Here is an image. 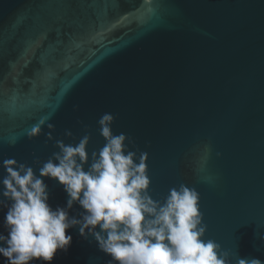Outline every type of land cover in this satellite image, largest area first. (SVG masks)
<instances>
[{
  "label": "water",
  "instance_id": "obj_1",
  "mask_svg": "<svg viewBox=\"0 0 264 264\" xmlns=\"http://www.w3.org/2000/svg\"><path fill=\"white\" fill-rule=\"evenodd\" d=\"M104 113L147 152L153 199L194 188L204 238L230 264L264 261V0H0V162L38 175L57 140L84 135L98 151ZM43 179L64 207L63 186ZM66 235L51 264H108L91 236Z\"/></svg>",
  "mask_w": 264,
  "mask_h": 264
},
{
  "label": "clouds",
  "instance_id": "obj_2",
  "mask_svg": "<svg viewBox=\"0 0 264 264\" xmlns=\"http://www.w3.org/2000/svg\"><path fill=\"white\" fill-rule=\"evenodd\" d=\"M114 116L98 120L103 146L90 154V137L75 144L56 141L58 151L39 168L9 158L0 162V209H6L0 233L4 264H51L57 251L67 252L72 237L66 230L93 238L108 264H230L228 254L212 239L200 211L199 193L187 185L170 188L162 199L149 192L147 152L135 147L131 136L113 134ZM48 128H53L49 124ZM39 125L30 136L39 135ZM66 136H72L65 131ZM51 139V134H48ZM219 155V153H217ZM55 180L67 194L64 207L53 209L43 178ZM73 204L83 210L69 216ZM264 241V235L261 236ZM236 264H264L258 258H239Z\"/></svg>",
  "mask_w": 264,
  "mask_h": 264
}]
</instances>
